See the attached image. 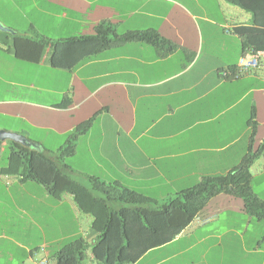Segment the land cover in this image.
<instances>
[{
	"label": "crops",
	"instance_id": "crops-1",
	"mask_svg": "<svg viewBox=\"0 0 264 264\" xmlns=\"http://www.w3.org/2000/svg\"><path fill=\"white\" fill-rule=\"evenodd\" d=\"M100 22L119 34L154 30L175 48L161 54L166 45L125 42L71 69L51 66L49 47L36 63L12 48L15 34L54 41L92 35ZM0 23L13 31L0 30V116L9 119L0 130L55 156L91 119L64 160L87 188L96 177L161 204L202 176L228 172L264 139V64L240 77L220 75L243 52L236 30L253 25L252 13L230 0H0ZM1 162L0 264L53 260L76 237L92 248L93 216L72 195L55 198ZM250 173L264 199V147ZM129 264H264V221L220 193L172 240Z\"/></svg>",
	"mask_w": 264,
	"mask_h": 264
},
{
	"label": "trees",
	"instance_id": "trees-1",
	"mask_svg": "<svg viewBox=\"0 0 264 264\" xmlns=\"http://www.w3.org/2000/svg\"><path fill=\"white\" fill-rule=\"evenodd\" d=\"M230 1L252 13L253 25L236 30L242 40L243 52L247 49L264 50L263 4L251 5L245 0ZM130 41L166 45L161 54L175 48L174 43L162 38L154 30L119 34L105 22L98 23L92 35L54 41L43 36L32 39L15 34L12 48L19 59L36 63L41 60L45 48L49 47V64L56 68L71 69L102 50ZM68 102L64 98L62 105ZM90 122L91 119L77 125L55 156L39 147L10 141L4 171L42 184L55 198L63 194L72 195L78 207L93 216L91 226L98 232V237L91 248V256L96 263L135 262L149 249L177 236L207 201L220 193L240 199L243 210L252 219L264 221V199L258 197L250 185V169L264 147V139L257 148H252L250 143L238 165L228 172L202 176L192 186L158 204L154 199L118 182L105 183L96 177H89L91 188H87L67 172L68 166L64 160L73 154L77 137L88 128ZM86 248L85 239L73 238L55 252L54 264H85Z\"/></svg>",
	"mask_w": 264,
	"mask_h": 264
},
{
	"label": "built area",
	"instance_id": "built-area-1",
	"mask_svg": "<svg viewBox=\"0 0 264 264\" xmlns=\"http://www.w3.org/2000/svg\"><path fill=\"white\" fill-rule=\"evenodd\" d=\"M264 64V50L247 49L242 52L235 67L220 71L224 78H236L251 73ZM38 264H54V260L42 259Z\"/></svg>",
	"mask_w": 264,
	"mask_h": 264
},
{
	"label": "water",
	"instance_id": "water-1",
	"mask_svg": "<svg viewBox=\"0 0 264 264\" xmlns=\"http://www.w3.org/2000/svg\"><path fill=\"white\" fill-rule=\"evenodd\" d=\"M0 30L13 33L12 30L8 29L7 27H4L1 23H0ZM4 139H10L14 142H18L20 144L30 147H38L36 143L29 141L26 137H24L21 134L0 130V140H4Z\"/></svg>",
	"mask_w": 264,
	"mask_h": 264
},
{
	"label": "rangeland",
	"instance_id": "rangeland-1",
	"mask_svg": "<svg viewBox=\"0 0 264 264\" xmlns=\"http://www.w3.org/2000/svg\"><path fill=\"white\" fill-rule=\"evenodd\" d=\"M8 120H9L8 118L1 117V116H0V125H1V126H7V125H9V124H8V122H9ZM8 153H9V148H8L7 146H3V148H0V159H1V161H2V162H1V165H3V163L6 162V159H7ZM90 251H91V249L88 248V246H87V248H86V250H85V259H84V262H85V263L88 261L89 258L92 257ZM87 263H88V262H87Z\"/></svg>",
	"mask_w": 264,
	"mask_h": 264
}]
</instances>
